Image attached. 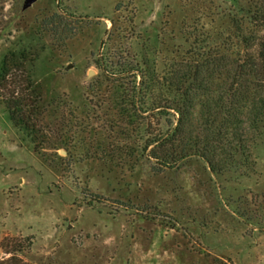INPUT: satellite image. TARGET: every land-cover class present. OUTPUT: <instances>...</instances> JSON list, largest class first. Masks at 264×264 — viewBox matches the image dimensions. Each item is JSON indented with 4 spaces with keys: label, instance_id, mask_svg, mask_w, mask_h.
Segmentation results:
<instances>
[{
    "label": "rangeland",
    "instance_id": "rangeland-1",
    "mask_svg": "<svg viewBox=\"0 0 264 264\" xmlns=\"http://www.w3.org/2000/svg\"><path fill=\"white\" fill-rule=\"evenodd\" d=\"M23 3L7 0L0 13V60L27 50L51 128L69 110L89 120L93 106L83 127L107 125L91 87L107 47L144 54L160 73L165 57L188 59L202 34L225 37L239 22V0ZM51 101L61 103L55 115ZM149 121L153 135L166 127L158 115ZM245 122L249 161L237 171L214 174L196 156L162 168L141 157L131 169L78 144L70 156L48 145L37 154L0 96V259L3 243L27 264H264V126Z\"/></svg>",
    "mask_w": 264,
    "mask_h": 264
},
{
    "label": "trees",
    "instance_id": "trees-1",
    "mask_svg": "<svg viewBox=\"0 0 264 264\" xmlns=\"http://www.w3.org/2000/svg\"><path fill=\"white\" fill-rule=\"evenodd\" d=\"M5 1L0 0V13ZM246 1L239 0V22L232 20L237 23L233 32L225 37L202 34L196 46L187 48L190 58L165 57L160 73L154 65L150 67L144 54L133 52L123 58L114 46L107 47L95 60L101 77L91 85L107 125L83 127L94 119V106L92 117L82 123L71 110L67 116L60 110L59 122H53L56 128L43 125L47 109L28 67L27 50L6 52L0 60L3 112L41 156L44 145L63 148L70 156L78 144L83 153L94 148L109 164L131 169L141 157L162 168L196 156L214 174L224 169L237 171L249 161L245 121L253 129L264 126V0ZM59 104L48 103L52 115L59 111ZM85 112L89 117L90 111ZM152 115L166 122L154 135ZM112 132L122 138H113ZM1 245L9 256L0 259V264H27L15 250Z\"/></svg>",
    "mask_w": 264,
    "mask_h": 264
},
{
    "label": "water",
    "instance_id": "water-1",
    "mask_svg": "<svg viewBox=\"0 0 264 264\" xmlns=\"http://www.w3.org/2000/svg\"><path fill=\"white\" fill-rule=\"evenodd\" d=\"M35 0H24L23 8L28 7ZM88 74H93V70H89Z\"/></svg>",
    "mask_w": 264,
    "mask_h": 264
}]
</instances>
